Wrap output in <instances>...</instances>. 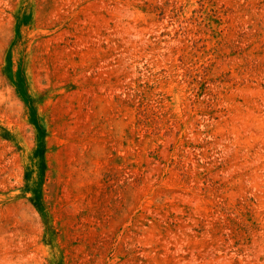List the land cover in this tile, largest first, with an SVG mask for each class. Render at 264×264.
<instances>
[{"label":"rangeland","instance_id":"obj_1","mask_svg":"<svg viewBox=\"0 0 264 264\" xmlns=\"http://www.w3.org/2000/svg\"><path fill=\"white\" fill-rule=\"evenodd\" d=\"M0 264H264V0H0Z\"/></svg>","mask_w":264,"mask_h":264}]
</instances>
